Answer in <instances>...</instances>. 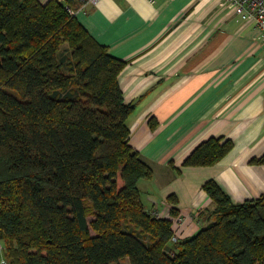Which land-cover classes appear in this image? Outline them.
<instances>
[{
	"label": "trees",
	"instance_id": "trees-1",
	"mask_svg": "<svg viewBox=\"0 0 264 264\" xmlns=\"http://www.w3.org/2000/svg\"><path fill=\"white\" fill-rule=\"evenodd\" d=\"M70 2L0 0V244L7 264H264V193L233 203L213 180L193 236L173 238L177 199L157 218L139 183L152 169L129 144L113 58ZM10 92H15L12 94ZM149 128L157 123L152 118ZM230 140L199 144L181 167H212ZM250 165H263L264 154ZM173 168V166L171 165ZM180 174L179 169L175 168Z\"/></svg>",
	"mask_w": 264,
	"mask_h": 264
},
{
	"label": "crops",
	"instance_id": "crops-1",
	"mask_svg": "<svg viewBox=\"0 0 264 264\" xmlns=\"http://www.w3.org/2000/svg\"><path fill=\"white\" fill-rule=\"evenodd\" d=\"M61 1L125 63L118 84L134 107L129 144L153 172L139 183L147 211L168 219L167 198L175 196L172 229L183 240L212 209L205 182L215 181L233 203L264 193V164H249L264 154V38L257 26L221 0ZM210 138L230 140L233 149L215 166L181 167Z\"/></svg>",
	"mask_w": 264,
	"mask_h": 264
},
{
	"label": "built area",
	"instance_id": "built-area-1",
	"mask_svg": "<svg viewBox=\"0 0 264 264\" xmlns=\"http://www.w3.org/2000/svg\"><path fill=\"white\" fill-rule=\"evenodd\" d=\"M226 6L230 7L235 15L244 22H252L262 31L264 38V0H221ZM96 0H82L83 7L87 4H95ZM152 2V0H149ZM174 238V235H173ZM175 239V238H174ZM0 244V264H7L2 258Z\"/></svg>",
	"mask_w": 264,
	"mask_h": 264
},
{
	"label": "rangeland",
	"instance_id": "rangeland-1",
	"mask_svg": "<svg viewBox=\"0 0 264 264\" xmlns=\"http://www.w3.org/2000/svg\"><path fill=\"white\" fill-rule=\"evenodd\" d=\"M10 93H12V94H16L15 92H10ZM150 213H151V212H150ZM151 215H153V216L159 218V216H157L156 214L151 213ZM172 226H173V223H172ZM171 228H172V227H171ZM172 231H173L174 238L178 240V239H179V238L177 237V236H178V233L176 232V230L174 229V227H173ZM1 248H2V245H1ZM118 264H129V263H128V260H127V259H122Z\"/></svg>",
	"mask_w": 264,
	"mask_h": 264
}]
</instances>
